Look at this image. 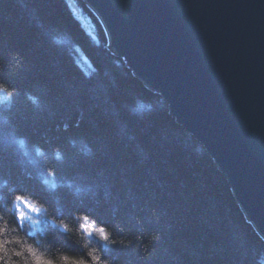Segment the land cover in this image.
Listing matches in <instances>:
<instances>
[{"label": "trees", "instance_id": "obj_1", "mask_svg": "<svg viewBox=\"0 0 264 264\" xmlns=\"http://www.w3.org/2000/svg\"><path fill=\"white\" fill-rule=\"evenodd\" d=\"M73 1L80 22L0 0V264H264L227 176Z\"/></svg>", "mask_w": 264, "mask_h": 264}, {"label": "water", "instance_id": "obj_2", "mask_svg": "<svg viewBox=\"0 0 264 264\" xmlns=\"http://www.w3.org/2000/svg\"><path fill=\"white\" fill-rule=\"evenodd\" d=\"M83 1L113 52L227 176L264 239V0Z\"/></svg>", "mask_w": 264, "mask_h": 264}, {"label": "bare ground", "instance_id": "obj_3", "mask_svg": "<svg viewBox=\"0 0 264 264\" xmlns=\"http://www.w3.org/2000/svg\"><path fill=\"white\" fill-rule=\"evenodd\" d=\"M73 1V0H72ZM74 2V1H73ZM65 3L67 4V2L65 1ZM80 8V7H79ZM80 10H81V8H80ZM83 26H86V28H87V30H86V32L88 33L89 32V29H88V27H87V25L86 24H83ZM82 26V27H83ZM78 52H79V54L81 55V52L78 50ZM196 139V138H195ZM197 140V139H196ZM198 141V140H197ZM199 142V141H198ZM201 144V143H200ZM14 205H15V207L17 208V209H19V210H21V211H23V210H26V208H27V206L24 204V202L22 201V200H20V199H16V200H14ZM241 208V207H240ZM242 210V209H241ZM242 212H243V214H244V216L246 217V219L248 220V222L250 223V221H249V219H248V217H247V215L244 213V211L242 210ZM251 224V223H250ZM254 228V227H253ZM256 231V230H255ZM259 235V234H258ZM260 236V235H259ZM261 237V236H260ZM262 238V237H261ZM262 240L264 241V239L262 238Z\"/></svg>", "mask_w": 264, "mask_h": 264}, {"label": "rangeland", "instance_id": "obj_4", "mask_svg": "<svg viewBox=\"0 0 264 264\" xmlns=\"http://www.w3.org/2000/svg\"><path fill=\"white\" fill-rule=\"evenodd\" d=\"M88 7V6H87ZM90 9V8H89ZM91 10V9H90ZM92 11V10H91ZM93 13H94V11H92ZM95 14V13H94ZM96 15V14H95ZM97 17V16H96ZM98 18V20L100 21V19H99V17H97ZM101 22V21H100ZM101 24H102V22H101ZM102 26H103V24H102ZM104 27V26H103ZM104 30H105V28H104ZM105 32H106V30H105ZM107 33V32H106ZM107 36H108V34H107ZM108 41H109V37H108ZM109 45H110V43H109ZM123 59V58H122ZM229 182V181H228ZM236 198V197H235ZM236 200H237V198H236ZM238 201V200H237ZM240 206V205H239Z\"/></svg>", "mask_w": 264, "mask_h": 264}]
</instances>
